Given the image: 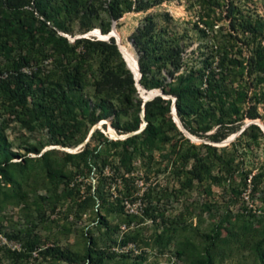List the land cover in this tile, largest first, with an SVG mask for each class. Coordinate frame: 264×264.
<instances>
[{"label": "rangeland", "instance_id": "1", "mask_svg": "<svg viewBox=\"0 0 264 264\" xmlns=\"http://www.w3.org/2000/svg\"><path fill=\"white\" fill-rule=\"evenodd\" d=\"M212 1L219 6L213 5ZM226 3L228 0H159L144 12H124L112 21V32L118 43L121 45L122 42L136 59L130 33L146 13L153 14L157 27L172 29L183 36L181 43L184 44L182 55L185 63L198 67L213 49L209 38L213 31L202 23L204 15H211L210 9L216 13L220 9L221 16L224 15ZM233 3L242 15L258 17L264 24V0H233ZM103 6L104 3H101V6L94 7L91 30L81 31L75 19L64 16L60 18L61 27L56 28L48 21L46 30H53L55 35L65 38L68 43L79 37L101 38L105 36L98 31L99 24L104 22ZM25 9L28 11L27 27H38L35 19H41L39 9L33 6L32 1ZM216 23L213 28L217 25L228 28L231 19L222 16ZM248 47H241L244 55L248 54ZM21 50L16 45L9 58L0 55V72L13 68L12 59L21 55ZM48 52L44 49L43 54ZM51 60L52 56H45L37 64L30 60L26 64L20 63L17 68L25 74L35 71L36 67L44 71L51 68ZM159 75L165 76L164 81H169L163 68L159 69ZM197 83L200 87L204 86L201 79ZM141 88L145 93L153 89L159 91L162 98H169L170 104L172 102L173 97L157 87ZM135 89L132 101H141L137 109L140 126L145 119L140 89L136 86ZM81 98L92 107L94 95L88 85L81 91ZM72 102L77 107L75 98ZM132 107L92 125L76 109L74 113L78 126L74 129L67 127L63 136L54 138L43 125L31 121L30 127L22 126L6 113H0V134L15 153L13 161L23 164V169L15 173L18 180L16 187L12 189L10 184L0 186V199L3 201L0 235L19 243L15 251H21L30 241L39 248L35 256L31 257L29 252V256L25 254V257L15 258L7 253L9 248L0 246V264H83L82 257L88 248L94 254H100L99 264H186L184 255L175 254L185 240L193 245L194 252L208 253L211 264H261L254 251V243L261 234L255 233L253 228L264 225V212L259 202L264 197V175L256 193L245 200L241 193L249 188L243 184L249 177L244 178V172L264 173V133L260 128L259 132L247 128L233 149L230 142L252 120L263 124L264 101L257 104L260 118L242 119L238 128L221 140L211 139L215 127L204 133H190L180 123L193 138L185 136L177 128L187 142L169 130L171 140L155 142L152 147L147 142L143 143L139 131H121L123 122L136 111ZM169 116L172 120V115ZM190 125L195 129L193 122ZM93 127L97 132L88 136ZM130 132L139 135L134 148L117 143ZM54 139L63 140L65 144ZM188 143L195 146L210 166L208 175L204 174L200 180H190L184 173L190 168L192 160L181 165L177 156L189 147ZM202 143L216 146V153L224 147L227 154H233L230 177H226L222 166L211 155H205L199 146ZM84 147L96 155L90 160L91 167L84 164L86 153L65 159L66 153L75 155ZM44 151L49 154L47 158L40 159L39 155ZM224 156L227 157L226 154ZM217 176L225 180H218ZM124 201L128 203L126 208ZM252 207L259 212H253L254 215L249 217L248 211ZM121 223L127 225L124 232L118 230ZM218 223L222 228L215 236ZM161 232L164 243L158 245L154 239ZM124 235L132 238L126 241L132 243L130 248L125 247L126 242H120ZM261 248H264V243Z\"/></svg>", "mask_w": 264, "mask_h": 264}, {"label": "trees", "instance_id": "2", "mask_svg": "<svg viewBox=\"0 0 264 264\" xmlns=\"http://www.w3.org/2000/svg\"><path fill=\"white\" fill-rule=\"evenodd\" d=\"M31 1L33 6L39 9L41 16V19H35L38 27L33 29L27 27L29 20L28 11L25 9ZM212 2L213 5L219 6L216 1ZM101 3H104L102 7L104 22L99 24L98 28L101 34H106L112 21H116L124 12H144L150 6L159 3V0H0V55L7 59L16 45L20 50L23 47L22 54L12 59L13 68L0 72V113H6L22 126L30 127L31 121L43 125L54 138L63 136L67 127L74 129L78 126L79 122L74 113L76 109L82 113L83 119L92 125L133 106L136 111L123 122L120 129L123 132L137 130L140 124L137 109L141 101L139 99L132 101L136 91L134 79L125 65L123 52L118 44L116 46L114 39L79 37L68 43L65 38L55 35L53 30H46L48 21L56 28L61 27V16L75 19L78 28L83 32L91 30L93 29L91 18L95 15L94 7L101 6ZM226 5L222 16L230 17L231 23L228 28L223 25L213 28L222 18L220 9L217 13L210 9L212 14L204 15L202 23L213 31L209 35L213 49L202 59L198 67L187 66L185 63L182 55L184 44L181 43L183 36L172 29L157 27L153 14L146 13L129 37L140 74L138 84L145 89L157 87L162 93L171 95L174 98L175 115L190 133H204L215 127L210 135L215 141L235 131L242 119L260 118L257 104L264 101V24L258 17L242 15L233 0H228ZM45 31H48L47 34H44ZM243 45L249 46L247 55L242 53ZM44 49L49 52L43 54ZM45 56H52L51 68L44 70L45 72L36 67L35 71L25 74L17 68L20 63L26 64L30 60L37 64ZM181 67L182 70L179 71ZM160 68L165 70L169 81H164L165 76L159 75ZM200 79L203 87L197 83ZM87 85L94 95L92 107L81 98V91ZM74 98L78 101L77 107L72 102ZM142 112L145 124L139 133L143 136V143L147 142V145L152 147L155 142L171 140L169 130L187 142L169 116V98H162L161 95L151 97L142 103ZM66 117L70 119L66 120ZM191 122L195 124V129L191 127ZM233 122L238 124L232 125ZM113 126L119 130L116 125ZM247 128L259 132L256 124H247L230 142L232 149ZM94 132H97L96 128L90 136ZM138 138V134H132L117 143L134 148ZM58 142L65 144L63 140ZM188 144L189 147L177 156L181 160V165L189 159L192 160L190 168L184 170V173L190 180H200L204 174L208 175L210 166L204 156L195 150V146L192 143ZM199 146L205 155H211L217 164L222 166L226 177H230L233 170V154L231 152L227 154L224 147L216 153V146L206 143ZM85 153L87 155L83 159L84 164L91 167L90 160L96 155L86 147L74 153L75 155L66 153L64 157L67 160L69 157H80ZM48 154V151H44L39 158L45 159ZM14 157L15 153L9 149L5 137L0 134L2 182L0 186L10 184L13 189L18 184L15 173L23 169V164L21 161H13ZM248 175L247 183L243 184L249 186L250 196L258 190L264 173L262 171L243 173L244 178ZM217 179L225 180L218 176ZM259 202L264 212V197ZM2 207L3 201L0 199V208ZM248 214L249 217L254 215L251 210ZM215 227L214 234L217 236L222 227L220 223ZM253 230L261 234L260 239L254 243V251L262 264L264 225ZM161 234L162 232L158 233L154 239L158 245L164 243L161 241ZM127 240L132 238L124 235L120 242L124 243ZM34 247V243L30 241L21 251H6L15 258H21L25 257V254L29 256L30 250ZM194 250L193 245L185 240L183 246L175 250V254L184 255L186 264H211V256L208 253L203 254ZM100 260V254L98 252L94 254L89 248L82 257L83 264H99Z\"/></svg>", "mask_w": 264, "mask_h": 264}, {"label": "water", "instance_id": "3", "mask_svg": "<svg viewBox=\"0 0 264 264\" xmlns=\"http://www.w3.org/2000/svg\"><path fill=\"white\" fill-rule=\"evenodd\" d=\"M112 30H114V25H113V23H111V25H110V30L105 34V37L104 38H102L101 40H107L109 37H112L113 39H114V43L116 44V46H117V43H116V40H115V37H114V35H113V33H112ZM99 31V30H98ZM89 34H93L94 36H96L94 33H92V32H90L89 31ZM98 39H100V38H98ZM118 48V47H117ZM118 51H119V49H118ZM120 52V51H119ZM121 57H122V55H121ZM122 59H123V57H122ZM124 60V59H123ZM125 62V61H124ZM135 63H136V59H135ZM125 65H126V67L128 68V70L130 71V73L132 74V77H133V79H134V84H135V86L137 87V85L139 86V84H138V81H137V79L139 78V72H138V69H137V63H136V70H137V72H138V75H136V76H134V74H133V72L129 69V67L127 66V64L125 63ZM140 87V86H139ZM138 88V87H137ZM144 90L142 89V88H140V92H143ZM140 92H139V95H140V97L142 98V103L144 102V101H146V100H148V99H150L151 97H153V96H155V95H160V92L159 91H152V92H150V93H148L145 97H143L141 94H140ZM147 93V92H146ZM167 98V97H166ZM142 103H141V106H142ZM172 110V111H171ZM170 114L172 115V121L175 123V125H176V127L185 135V136H187L186 135V131L182 128V126H181V124H180V122L178 121V119H177V121H175L174 119H173V115L176 117V115H175V111H174V98H172V102H171V104H170ZM177 118V117H176ZM249 123H254V124H256L260 129H261V131L264 133V130L261 128V126L255 121V120H252L251 122H249ZM145 124V123H144ZM144 124H142V125H140V126H138V128H137V131H140L142 128H143V126H144ZM263 125V124H262ZM95 127H93V128H91V130L89 131V133H88V136L90 135V133L92 132V130L94 129ZM135 132H130V133H128V134H126L124 137H126V136H129V135H132V134H134ZM188 137V136H187Z\"/></svg>", "mask_w": 264, "mask_h": 264}, {"label": "built area", "instance_id": "4", "mask_svg": "<svg viewBox=\"0 0 264 264\" xmlns=\"http://www.w3.org/2000/svg\"><path fill=\"white\" fill-rule=\"evenodd\" d=\"M241 196H242V198L244 200L247 199V197H248V188L241 193ZM124 207L125 208L128 207L127 201H124ZM250 210L252 212H256V211L259 212L258 210L255 211L253 207ZM130 211H131V209H130ZM133 212L137 213V210H134ZM126 229H127V225L126 224L121 223L120 225H118V230L120 232H124ZM124 245H125V247L127 246V247L130 248L132 246V243L126 242ZM0 246L1 247H7L10 250H15V249L18 250L19 243L15 242L13 240L6 239V237L0 235ZM38 250H39V248H36V247H34L32 250H30L31 257L35 256L37 254Z\"/></svg>", "mask_w": 264, "mask_h": 264}, {"label": "bare ground", "instance_id": "5", "mask_svg": "<svg viewBox=\"0 0 264 264\" xmlns=\"http://www.w3.org/2000/svg\"><path fill=\"white\" fill-rule=\"evenodd\" d=\"M113 33V32H112ZM113 35H114V37H115V40H116V43L120 46V48H121V50H122V52H123V56H124V59H125V61H126V64H127V66L129 67V69L133 72V74H134V76H136V75H138V72H137V70H136V63H135V58L134 57H132L131 55V52H130V50H128L127 49V47L122 43V42H120L121 43V45L118 43V39H117V37L115 36V34L113 33ZM105 36H102L101 38H104ZM98 38V37H97ZM100 38V39H101ZM132 57V58H131ZM137 87H138V89H140L141 87H139L138 85H137ZM152 91H154V89L153 90H150V91H147V93H145V92H140V94L143 96V97H145L148 93H150V92H152ZM172 111V110H171ZM173 119L175 120V121H177V118L173 115ZM260 126H261V128L264 130V125H262L261 123H259L257 120H255ZM186 135L187 136H189V137H191V138H193L189 133H186Z\"/></svg>", "mask_w": 264, "mask_h": 264}]
</instances>
